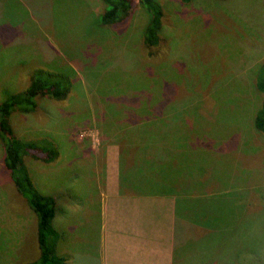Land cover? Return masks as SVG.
Here are the masks:
<instances>
[{"label": "rangeland", "instance_id": "1", "mask_svg": "<svg viewBox=\"0 0 264 264\" xmlns=\"http://www.w3.org/2000/svg\"><path fill=\"white\" fill-rule=\"evenodd\" d=\"M158 1L163 29L152 50L139 0L110 28L97 20L102 0H0V103L25 91L39 68L71 76L67 99L40 97L34 112L13 114L12 126L18 138L58 154L50 163L24 162L36 187L55 193L57 219L67 220L58 241L74 257L98 238L87 165L104 156L110 139L124 142L122 128L163 119L175 130V147L179 129L190 131L191 167L204 176L209 245L199 256L210 249V264H264V135L255 127L264 99L255 87L264 62V0ZM3 158L0 138V211L10 213L25 204ZM30 237L37 257L21 264L39 258L38 220Z\"/></svg>", "mask_w": 264, "mask_h": 264}, {"label": "crops", "instance_id": "2", "mask_svg": "<svg viewBox=\"0 0 264 264\" xmlns=\"http://www.w3.org/2000/svg\"><path fill=\"white\" fill-rule=\"evenodd\" d=\"M51 54L45 58L57 56ZM110 140L104 156L94 166L89 162L86 171L88 191H93L89 212L97 218L96 243L87 241L88 248L74 257L58 241V254L67 259V264H210V249L207 258L199 256L207 240L209 245L203 200L207 190L203 173L198 169L193 172L191 167L188 141L176 147L170 142L171 159L166 158L168 168L164 169L159 157L151 164L142 163L139 144ZM49 194L56 196L54 192ZM22 202L26 209L0 211V264H21L37 257L35 245L28 247L26 242L30 235L32 240L37 234V217L25 199ZM61 218L56 216L53 222L59 240V228L67 222H60ZM11 232L13 241L8 242ZM225 255L221 256L223 263Z\"/></svg>", "mask_w": 264, "mask_h": 264}, {"label": "trees", "instance_id": "3", "mask_svg": "<svg viewBox=\"0 0 264 264\" xmlns=\"http://www.w3.org/2000/svg\"><path fill=\"white\" fill-rule=\"evenodd\" d=\"M178 1L182 4H191L194 0ZM102 2L104 9L97 20L100 25L109 28L124 22L131 15L134 7V0H102ZM139 2L149 15L144 31V44L148 49L154 50L161 43L164 9L158 0H139ZM63 73L59 70L39 68L34 72L31 84L25 91L14 94L0 103V138L4 143L3 163L10 171L18 192L27 201L38 220L40 257L36 262L29 264H67V259L57 253L59 234L53 226L59 207L58 199L36 187L30 170L24 162L26 157H32L50 163L57 160L58 154L49 147H41L35 142L18 138L12 126V117L18 110L25 113L34 112L40 97H49L58 101L67 99L73 83L71 76H65ZM255 87L264 95V62L258 67ZM130 125V130L122 128L127 140L125 143L141 146L142 163L151 164L159 157L163 164L162 168L167 169L165 161L166 158L171 157V149L168 145L173 142L171 138L175 135L172 125L164 123L163 119L160 122L155 119H142L140 124L128 126ZM255 127L264 135V99L255 117ZM179 130L180 132L176 133L180 135L179 140L183 138L185 142L189 141L191 134H187L190 131H181L182 128Z\"/></svg>", "mask_w": 264, "mask_h": 264}]
</instances>
